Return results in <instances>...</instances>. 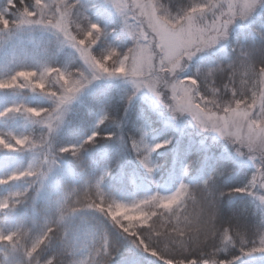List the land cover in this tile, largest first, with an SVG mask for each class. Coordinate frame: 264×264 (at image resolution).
Masks as SVG:
<instances>
[{"label":"snow or ice","instance_id":"1","mask_svg":"<svg viewBox=\"0 0 264 264\" xmlns=\"http://www.w3.org/2000/svg\"><path fill=\"white\" fill-rule=\"evenodd\" d=\"M0 264H264V0H0Z\"/></svg>","mask_w":264,"mask_h":264}]
</instances>
